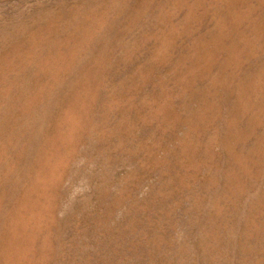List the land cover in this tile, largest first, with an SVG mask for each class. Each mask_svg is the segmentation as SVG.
<instances>
[{
    "label": "rangeland",
    "instance_id": "obj_1",
    "mask_svg": "<svg viewBox=\"0 0 264 264\" xmlns=\"http://www.w3.org/2000/svg\"><path fill=\"white\" fill-rule=\"evenodd\" d=\"M0 264H264V0H0Z\"/></svg>",
    "mask_w": 264,
    "mask_h": 264
}]
</instances>
